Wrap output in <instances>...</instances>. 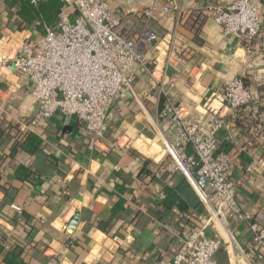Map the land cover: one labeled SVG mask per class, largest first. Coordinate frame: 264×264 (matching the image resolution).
I'll list each match as a JSON object with an SVG mask.
<instances>
[{
	"label": "crops",
	"instance_id": "crops-1",
	"mask_svg": "<svg viewBox=\"0 0 264 264\" xmlns=\"http://www.w3.org/2000/svg\"><path fill=\"white\" fill-rule=\"evenodd\" d=\"M170 1L133 0L125 9L128 33L138 36L153 22L162 36L145 42L148 66L115 98L99 141L77 116L56 113L32 124L34 83L11 59L42 33L15 14L17 0H0V243L6 251L22 248L28 264H171L200 227L201 203L166 149L177 140L162 116L170 98L187 118L225 114L219 152L232 158L228 174L246 217H233L228 228L216 223L207 234L222 239L219 264H264V247L254 244L251 230L253 221L264 225V0H255L263 27L254 41L225 35L212 18L213 6L234 0H178L167 14ZM238 77L253 100L230 113L224 82ZM167 189L186 210L166 206Z\"/></svg>",
	"mask_w": 264,
	"mask_h": 264
},
{
	"label": "built area",
	"instance_id": "built-area-1",
	"mask_svg": "<svg viewBox=\"0 0 264 264\" xmlns=\"http://www.w3.org/2000/svg\"><path fill=\"white\" fill-rule=\"evenodd\" d=\"M62 1L58 27H48L35 44H23L11 59L13 68L34 83L37 114L33 125L56 113L77 116L100 141L108 130L115 98L132 86L138 68L148 66L145 42L159 41L162 32L151 22L138 36L128 33L123 13L133 0ZM177 5L178 0H171L164 12L171 14ZM153 13L151 10L147 14L153 17ZM211 15L225 35L248 41L261 35L262 5L255 0L217 4L211 8ZM223 89L230 113L253 100L243 78L225 80ZM162 116L177 132V140L166 144L173 165L190 181L201 203L195 211L201 214L200 227L185 239V250L177 253L171 264H219L216 255L222 239L209 236L207 230L216 223L228 228L233 217H246L238 205L237 183L228 174L232 158L219 152L225 114L187 118L168 98ZM12 208L23 211L17 204ZM251 230L254 244L264 247V225L253 221Z\"/></svg>",
	"mask_w": 264,
	"mask_h": 264
},
{
	"label": "trees",
	"instance_id": "trees-1",
	"mask_svg": "<svg viewBox=\"0 0 264 264\" xmlns=\"http://www.w3.org/2000/svg\"><path fill=\"white\" fill-rule=\"evenodd\" d=\"M17 5L14 10L15 14L24 23L33 25L40 33L44 34L48 27H58L60 13L63 8L62 0H40L37 3H34L33 0H17ZM30 135L28 133V136ZM167 193L166 206L170 207L176 204L182 210H186L182 207L184 201L175 194L174 190L167 189ZM0 255H4L6 264H28L22 257V248L6 251L4 245L0 243Z\"/></svg>",
	"mask_w": 264,
	"mask_h": 264
}]
</instances>
